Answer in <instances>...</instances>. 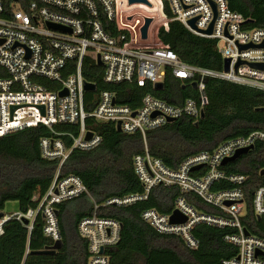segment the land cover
I'll list each match as a JSON object with an SVG mask.
<instances>
[{"label":"built area","instance_id":"built-area-1","mask_svg":"<svg viewBox=\"0 0 264 264\" xmlns=\"http://www.w3.org/2000/svg\"><path fill=\"white\" fill-rule=\"evenodd\" d=\"M147 1L150 5L130 4L128 0H29L24 8L19 0H11L9 4L0 0V67L6 71V76H0V136L39 124L50 128L57 123L79 124L78 133L69 134L72 139L69 147L61 138L40 140L42 157L59 159L61 165L72 150L86 151L101 143L102 136L85 125L89 117L115 126L119 122L122 132H140L144 137L147 130L171 122L168 119L186 116L198 120L208 104L205 89L209 77L264 91V26L250 27L251 20L230 9L227 0ZM165 2L171 17L164 11ZM144 17L153 19L145 39L140 32ZM171 20H178L196 35L216 40L223 60H229L228 70H212L180 60L157 36L158 29L168 28ZM245 45L248 46L243 48ZM95 64L102 67L103 79L108 83L134 81L139 86L150 83L156 88L155 84H164L165 75L171 73L183 83H195L197 96L177 104L146 93L137 107H131L117 102L113 92L103 90L86 101L85 92L95 89L85 90L84 83L88 81L82 68ZM63 89L66 93L60 95ZM88 103L92 105L90 110L86 108ZM88 132L91 135L87 138ZM263 139L261 131L229 138L212 151L187 156L177 168L166 166L145 146L143 154L133 157L134 172L143 191L111 197L101 204L94 202L92 214L78 222V234L87 243V264H110L106 250L120 239L121 223L98 216V207L130 205L144 200L159 185H176L181 195L169 213L152 208L141 213L142 220L157 232L178 236L189 248L196 249L199 246L193 236L196 225L230 228L233 231L225 234L223 240L235 246L237 254L222 263L264 264V238L245 234L241 222L246 203L243 187L239 185L247 177L227 174L221 169L225 158ZM220 180L237 186L212 190ZM186 193L199 196L214 212L197 209L184 197ZM82 194L93 199L77 175L59 178L57 171L46 192L42 196L33 195L35 207L3 214L0 235L7 220L22 222L26 218V227L31 230L40 215L44 220L43 233L53 244L61 239L57 205ZM252 203L254 214L264 217V185L253 192ZM174 210L185 217L184 222L170 221Z\"/></svg>","mask_w":264,"mask_h":264},{"label":"trees","instance_id":"trees-1","mask_svg":"<svg viewBox=\"0 0 264 264\" xmlns=\"http://www.w3.org/2000/svg\"><path fill=\"white\" fill-rule=\"evenodd\" d=\"M10 1L6 0V3ZM28 1L19 0L24 8ZM227 4L230 9L250 19V27L264 26V0H227ZM164 11L171 17L166 2ZM157 36L183 62L222 70L223 58L217 50L216 40L192 33L178 20L169 21L168 28L160 27ZM82 71L85 80L95 84L94 91L85 92L86 101L103 90L113 92L117 102L131 107H137L146 93L177 104L197 96V90L191 84L181 82L171 73L165 75L163 86L157 89L150 83L139 86L134 81L105 82L102 67L97 64L83 65ZM0 76H6L1 67ZM205 92L208 104L204 107L203 117L196 121L186 116L178 118L147 130L144 137L140 132L118 131L114 123L87 118L86 127L102 136L101 143L86 151L72 150L61 165L59 159L42 157L40 140L44 137L61 138L69 147L72 142L69 134L76 135L79 124L57 123L51 128L39 124L0 136V212L11 200L18 202L21 212L35 207L37 202L32 200L33 195L42 196L57 171L59 178L77 175L93 198L82 194L57 205L63 244L55 253L34 252L52 245V240L43 233L44 220L40 215L35 218L31 230L18 220H7L0 235V264H87V243L78 234V222L92 214L94 202L101 204L111 197L143 191L134 172L133 157L143 154L145 146L166 166L177 168L187 156L212 151L229 138L253 131L264 133L263 90L209 77ZM86 108L90 110L92 105L88 103ZM253 146L234 161L225 163L221 169L227 174H244L247 177L238 184L243 187L246 203V213L241 222L250 234L264 238V217L254 214L252 203L253 192L264 185V139L256 141ZM235 186L237 184L231 181L220 180L211 189ZM179 195L176 185H159L152 188L146 199L130 205H100L98 216L114 218L121 223L119 242L106 250L110 264H223V260L234 257L237 248L223 240L225 234L233 229L200 223L193 230L199 246L191 249L178 236L161 234L142 220L141 213L146 209L169 213ZM184 197L197 209L214 212L212 206L196 194L186 193Z\"/></svg>","mask_w":264,"mask_h":264},{"label":"water","instance_id":"water-1","mask_svg":"<svg viewBox=\"0 0 264 264\" xmlns=\"http://www.w3.org/2000/svg\"><path fill=\"white\" fill-rule=\"evenodd\" d=\"M128 2L130 4H133V3H142V4H147V5H150L149 2L147 0H128ZM132 16L129 17V19H131ZM152 18L151 17H144V22L140 28V32H141V37L143 39L147 38V32H148V29H149V26L152 22ZM190 24L193 26V21H190ZM49 26L53 27V28H56V29H61L60 26H57V25H52V24H49ZM208 33H210V29L208 30ZM248 45H245V46H242L243 48L247 47ZM100 62V61H98ZM253 66H256L257 64H252ZM228 67H229V60L228 59H224L223 60V69L225 71L228 70ZM163 86L162 82H159V83H156L155 84V87L157 89L161 88ZM192 86L195 88L196 87V84L193 83ZM84 88L85 90H94L95 89V84L93 83H90V82H85L84 83ZM66 93L65 89L61 90L60 91V95H64ZM15 107L12 108V110L14 109ZM204 116V112L201 113V117ZM169 121H172V119H168ZM117 130L118 131H121L120 129V124L119 122H117V126H116ZM91 135L90 132H88L86 134V137L88 138L89 136ZM254 146L251 145L249 147H246V148H243V149H239L237 150L232 156L228 157V158H225L223 161H222V164H225L227 162H231V161H234L236 158H238L241 154H244V153H247L249 150H251ZM193 169H196V168H193ZM262 172H264V169L262 170ZM3 216V213L0 212V218ZM170 221L172 223H181V222H184L185 221V217L182 216L181 214H179L176 210H174L171 215H170ZM22 222L23 224L27 225L28 224V220L26 218H23L22 219ZM245 234H249V232L247 230H245ZM62 240L59 239L57 241H55L51 246H49L48 248H45L43 250H38V251H34L36 253H55L57 250H59L61 247H62Z\"/></svg>","mask_w":264,"mask_h":264},{"label":"rangeland","instance_id":"rangeland-1","mask_svg":"<svg viewBox=\"0 0 264 264\" xmlns=\"http://www.w3.org/2000/svg\"><path fill=\"white\" fill-rule=\"evenodd\" d=\"M152 33L155 35L156 31L155 28H152ZM19 211V204L16 200H11V201H7L5 203L4 209H3V213L4 214H9L11 212H17Z\"/></svg>","mask_w":264,"mask_h":264}]
</instances>
